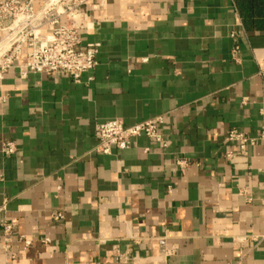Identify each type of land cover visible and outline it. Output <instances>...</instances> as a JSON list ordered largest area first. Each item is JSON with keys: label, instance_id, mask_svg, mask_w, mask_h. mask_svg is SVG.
I'll list each match as a JSON object with an SVG mask.
<instances>
[{"label": "crops", "instance_id": "0c3cea01", "mask_svg": "<svg viewBox=\"0 0 264 264\" xmlns=\"http://www.w3.org/2000/svg\"><path fill=\"white\" fill-rule=\"evenodd\" d=\"M93 3L94 69L0 79V264H264V141L229 140L264 124V0Z\"/></svg>", "mask_w": 264, "mask_h": 264}, {"label": "built area", "instance_id": "2783aa9c", "mask_svg": "<svg viewBox=\"0 0 264 264\" xmlns=\"http://www.w3.org/2000/svg\"><path fill=\"white\" fill-rule=\"evenodd\" d=\"M38 1L0 0V79L10 69L17 68L21 77L50 72L66 74L79 81L98 64L100 43L84 44L80 32L87 27L94 0H48L37 7ZM160 122V117L132 125L119 118L101 122L96 127L97 150L111 154L114 146L129 148L142 134L161 140L157 130ZM229 140L238 142L241 152L245 153L248 145L264 141V124L256 136L233 129ZM16 150L14 142H7L3 147L7 155ZM227 155L231 157L232 153ZM54 218H63V213L58 212ZM3 227L5 235L14 234L11 224H3Z\"/></svg>", "mask_w": 264, "mask_h": 264}]
</instances>
